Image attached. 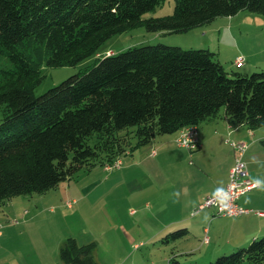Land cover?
<instances>
[{
    "label": "trees",
    "instance_id": "1",
    "mask_svg": "<svg viewBox=\"0 0 264 264\" xmlns=\"http://www.w3.org/2000/svg\"><path fill=\"white\" fill-rule=\"evenodd\" d=\"M163 1L0 0V57L11 65L0 68V206L186 127L220 118L249 130L264 126V70L227 71L210 49L129 48L34 95L43 66L76 67L128 30L184 34L240 11L264 16V0H175L170 15L143 19ZM187 235L179 229L160 242ZM93 249L68 238L60 258L97 264ZM230 252L206 264H264V233ZM168 264L182 263L173 254Z\"/></svg>",
    "mask_w": 264,
    "mask_h": 264
},
{
    "label": "rangeland",
    "instance_id": "2",
    "mask_svg": "<svg viewBox=\"0 0 264 264\" xmlns=\"http://www.w3.org/2000/svg\"><path fill=\"white\" fill-rule=\"evenodd\" d=\"M174 3L175 0H164L161 6L152 12L146 13L143 19L170 15ZM157 44L178 46L186 50L210 49L217 54L218 59L227 71L232 70L251 75L253 71L264 70V16L249 13L248 11H240L233 17L217 18L209 25L195 28L184 34L161 35L147 32L144 27L128 30L107 40L96 55L76 67L49 68L43 66L41 74L44 79L35 89L34 95L40 96L44 94L47 90L92 64L96 58L111 54V52L118 54L129 48ZM237 55L244 59L245 67L243 69L232 67ZM254 60L258 65L255 66V70L250 65V62L253 63ZM0 68H11V65L4 57H0ZM1 117L0 108V119ZM152 145L154 143L151 142V144L141 147L139 152L149 154L151 149L154 148ZM144 156L146 155L144 154ZM120 159L121 165L110 170L106 169L109 166L106 164L95 167L92 173L81 171L67 183L60 184L59 189L51 190L45 194L32 193L14 197L1 205L0 264H65L60 258V249L64 245V241L68 238H73L77 243H80L82 241L81 238L86 236L94 239L88 243L94 244L93 258L97 264H168V258L171 253L178 250L179 247L181 248V245L195 242L197 246L201 242L204 243L207 236L211 244L210 246L204 245L202 253L204 254L205 250L211 246L215 247L216 252L212 256L199 257V252L196 255L194 252L192 255L187 253L186 255L178 256L182 264H195V262L206 264L223 255L222 253H227L224 255L232 253L230 252L231 250L226 251V241L229 239L233 223L235 224L236 222L232 218L215 216L213 219L208 217V221L204 224V228L208 229L207 233L197 236L198 232H194V236H187V239L185 237L169 242V247H166V244L160 242L164 235L179 229H187L188 227L168 228L166 234L160 237L156 244L146 241L144 242L145 246L138 251H128L124 248L126 241L121 239L120 244L123 246L121 247L119 241L114 237H132L130 231L128 229L125 230L123 226L124 224L129 225L131 220H136V217L128 214L132 209L127 211L128 216L122 213L123 211L120 208L118 209L120 212L117 211L116 217L110 216L111 213L109 211L111 210L109 208H113L114 201L111 197L112 199L108 200L109 208L104 205L100 207L98 202L107 195L102 191L99 194L97 193L94 198L93 193L88 196H80L88 204H86L87 211H84V214L80 213L82 201L79 206V212H77L78 203L76 197H78V194L75 190L84 189L93 184L96 179L101 180L106 174L109 175L111 172L120 170L123 165L122 159L125 158L122 157ZM187 161L197 165L195 159L189 158ZM121 194L118 207L124 206V201L128 199L130 200V205L136 206L135 203H131L132 198H129L124 190ZM73 201L77 205H73L71 210L68 204ZM97 205L100 207L98 209L100 217L96 215V212H98ZM209 212H213V210ZM131 213L134 214V212ZM144 214L140 215L138 213L137 215L142 217ZM169 221H172V219L169 218L167 222L165 220L166 223ZM160 223L163 224L161 221ZM157 227H163V225H157ZM149 229L147 228L148 231ZM217 233L220 235H216ZM195 236L196 239H194ZM110 237L114 238L111 242H109ZM103 239L108 240L106 242L108 243V250L111 249L112 245L115 248L111 249V251H106L104 249L106 243ZM243 264L250 263L245 262Z\"/></svg>",
    "mask_w": 264,
    "mask_h": 264
},
{
    "label": "crops",
    "instance_id": "3",
    "mask_svg": "<svg viewBox=\"0 0 264 264\" xmlns=\"http://www.w3.org/2000/svg\"><path fill=\"white\" fill-rule=\"evenodd\" d=\"M236 58L242 57L237 55L235 60ZM250 65L253 70H255V66H258L255 60L253 63L250 62ZM232 67L243 69L245 67L244 59L242 65L237 66L234 63ZM175 136L176 133L152 139L147 145L152 142L154 148L151 149L149 154L144 153L146 156L143 152H139L140 148H138L123 156L125 159H122L123 165L120 170L111 172L109 175L106 174L101 180L96 179L93 184L84 189L75 190L78 194V197H76L77 212H79L80 203L83 201L80 196H88L93 193L94 198L97 193L99 194L102 191L107 195L98 202L100 207L104 205L109 208L108 200L113 198L114 201L113 208H109L111 210L109 211L110 216L116 217L119 208L124 214L132 209L128 214L136 217V220H131L129 225H123L125 230L130 231L132 237H114L119 241L121 247H123L120 244L121 239H124L126 241L124 248L128 251H138L145 246L144 242L146 241L156 244V241L166 234L168 228L188 227L187 236L190 237L194 236V232H198L197 236L207 233L208 229L204 228V224L208 221V217L214 219L216 215L213 209L196 211L197 206L205 197L217 194L227 185L228 173L234 163L235 155L233 149L226 144V141H242L248 145L244 155L248 178L251 181L258 182L259 187L239 199V206L250 209L253 213L232 218L236 222L233 223L229 239L226 241V251L246 245L249 241L259 237L264 232V215H256V212L264 214V126L249 130L223 118L201 123L198 126L199 148L191 153L176 146ZM151 152H155V155H151ZM189 158L195 159L197 165L188 162ZM93 171L94 168L86 173H92ZM59 188L60 185L56 189ZM123 190L129 198H132L131 203H135L136 206L130 205L129 199L124 201V206H117L120 204L119 196H122ZM75 204V201L69 203V209L72 210ZM81 204L80 213L84 214V211H87L88 204L84 201ZM96 207L97 210L100 208L98 205ZM207 210H213V212ZM131 212H134V214ZM138 213L140 215L145 213L146 215L140 217V215H137ZM96 215L100 217L99 210ZM169 218L172 221L166 223ZM95 224L97 225V223ZM157 225H163V227H157ZM147 228H150L149 231ZM216 235L220 234L217 233ZM187 236L185 239H187ZM114 238L110 237L109 242ZM194 239H196V236ZM81 240L78 243L79 245H85L94 239L86 236L85 238L82 237ZM205 240L204 243L201 242L197 246L195 242L181 245L182 247L172 252L171 255L183 256L187 253L192 255L194 252L196 255L199 252V257L212 256L216 252L214 246L205 250L204 254L202 253V247L211 244L208 236ZM103 241L106 243L108 240L103 239ZM185 245L189 246L186 247ZM166 247H169V245L166 244ZM114 248L115 246L112 245L111 249ZM104 249L111 251V249L108 250V243H106Z\"/></svg>",
    "mask_w": 264,
    "mask_h": 264
},
{
    "label": "built area",
    "instance_id": "4",
    "mask_svg": "<svg viewBox=\"0 0 264 264\" xmlns=\"http://www.w3.org/2000/svg\"><path fill=\"white\" fill-rule=\"evenodd\" d=\"M109 55V54H107ZM243 64L242 58L235 60V65ZM175 144L182 149L193 152L199 148L198 127H186L178 131ZM228 144L234 151V163L228 173V182L223 190H220L213 196H207L197 206L196 211L204 209H213L216 216L236 218L253 213L250 209L239 206V199L259 187L258 182L251 181L248 178L247 166L244 161V155L248 145L242 141L227 140ZM155 155V152H152ZM107 170L121 165V159H116L112 164H108ZM256 215L263 216V213L256 212ZM206 241V240H205Z\"/></svg>",
    "mask_w": 264,
    "mask_h": 264
}]
</instances>
